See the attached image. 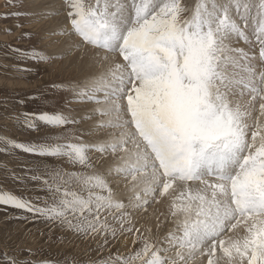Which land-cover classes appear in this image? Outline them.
I'll return each instance as SVG.
<instances>
[{
  "label": "snow or ice",
  "instance_id": "snow-or-ice-1",
  "mask_svg": "<svg viewBox=\"0 0 264 264\" xmlns=\"http://www.w3.org/2000/svg\"><path fill=\"white\" fill-rule=\"evenodd\" d=\"M2 15L62 16L64 54L99 71L52 86L91 105L86 116L24 113L22 127L59 131L28 142L0 134V152L40 158L9 174L47 193L0 187V206L101 251L131 239L82 262L4 251L7 264H264V0H61L55 11ZM6 46L20 61L54 58ZM152 205L162 210L149 214Z\"/></svg>",
  "mask_w": 264,
  "mask_h": 264
},
{
  "label": "rangeland",
  "instance_id": "rangeland-1",
  "mask_svg": "<svg viewBox=\"0 0 264 264\" xmlns=\"http://www.w3.org/2000/svg\"><path fill=\"white\" fill-rule=\"evenodd\" d=\"M59 1L61 2V0ZM57 5L60 6V4ZM57 8L52 0L47 2L12 0V3H9L8 0H0V134L20 142L39 140L41 137L54 135L59 131V129L43 125L38 130L22 127V114L24 113L57 109L67 111L70 108L79 119L81 116H86L90 109V107L86 108L85 104L73 101L69 93L52 87L54 84H67L69 81L81 80L87 75L86 69L84 72H78L74 68L71 69L72 67L67 63H61L64 58L61 53L68 43L67 38L58 34L57 26L55 27L57 22L52 26L47 23L49 18L53 19L56 16L36 21L32 15H9L6 18L2 15L12 11L23 13H35L40 10L55 11ZM17 24L21 27H17ZM6 29H10V31H6ZM25 32L30 35H23ZM238 43L240 44L234 46H245L243 41ZM6 45L24 50L35 48L54 58L50 61L16 60L15 54ZM18 68H27L31 71H19ZM17 118L20 123L17 122ZM85 123L89 124V121H82L78 127L87 128L88 124ZM0 147H4V145L0 143ZM34 161L39 163L40 158L19 150L13 155L0 152V165H7V169L0 167V187L32 198L46 196L47 193L40 190V187L31 180L21 183L19 180L13 179L8 172L10 169L17 175H24L27 167L33 166ZM44 163L59 165L70 171L79 170L78 166L74 168L64 160L47 159ZM151 207L153 205L149 208ZM21 215L20 210L12 208L5 210L3 206H0V264H7L2 256L4 251L18 259L50 260L55 258L64 260L68 258L71 261L75 258L82 262L95 259L98 256H106L109 248L115 253L117 250L124 252L126 246H131L129 238L126 244L113 243L101 251L96 248L95 243L83 240L57 223L32 217L28 219L16 218ZM137 217L139 219L143 215L137 214ZM141 223H145V221H141ZM27 249L32 250L31 256L26 251Z\"/></svg>",
  "mask_w": 264,
  "mask_h": 264
},
{
  "label": "bare ground",
  "instance_id": "bare-ground-1",
  "mask_svg": "<svg viewBox=\"0 0 264 264\" xmlns=\"http://www.w3.org/2000/svg\"><path fill=\"white\" fill-rule=\"evenodd\" d=\"M33 1H39V2H47V1H49V0H33ZM52 2H55V6L56 7H59V5H57V4H60L61 2L59 1V0H52ZM57 22V24H55ZM47 23H48V25H50V26H52V25H54L55 24V27L57 26V29H59V27L60 26H62L63 25V23H64V21H63V17L62 16H56V17H54L53 19H51V18H49L48 20H47ZM55 32V31H54ZM57 32V31H56ZM66 38V37H65ZM65 41V40H64ZM67 42H68V40H67ZM238 44H240V43H238ZM243 44H244V42H243ZM239 46V45H238ZM243 47H246V45L245 46H243ZM65 49V47L63 48V50ZM62 55H63V59H62V61H61V63H63V64H65V63H67V65L68 66H70V67H72L71 69H73L74 68V70H77L78 72H84L85 71V69H86V71H87V75H89L90 73H93V72H96L97 70L99 71V69L98 68H96V67H94V66H90V61H89V59L87 58V57H85L83 60H81L79 57H80V54H79V52H75V53H73V54H71V55H65L64 54V51L61 53ZM61 55V56H62ZM72 65V66H71ZM85 106H87L86 108H89V107H91V105H85ZM90 123V122H89ZM86 125L88 124V123H85ZM154 207V208H153ZM153 207H151V208H149V214L150 213H152L153 211H155L156 210V208L157 207H161V210H162V206H157V205H153ZM138 218V217H137ZM139 220H140V222L141 221H145V222H147V220H146V218L145 217H139ZM172 227V225L169 223V224H167L166 226H165V228L162 230V234H163V231H167V229L168 228H171Z\"/></svg>",
  "mask_w": 264,
  "mask_h": 264
}]
</instances>
